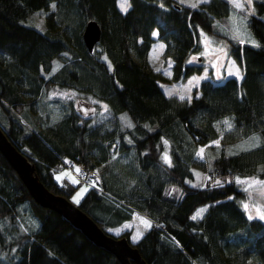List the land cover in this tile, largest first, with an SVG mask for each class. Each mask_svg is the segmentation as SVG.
Here are the masks:
<instances>
[{"label":"trees","instance_id":"1","mask_svg":"<svg viewBox=\"0 0 264 264\" xmlns=\"http://www.w3.org/2000/svg\"><path fill=\"white\" fill-rule=\"evenodd\" d=\"M129 3L123 12L116 0H0V128L53 192L68 198L75 187L53 176L63 159L94 169L97 187L88 184L75 204L103 230L134 210L148 216L151 227L132 243L147 264H264V220L249 218L238 201L242 192L229 178L264 163V0H253L247 20L253 40L242 41L213 27L216 17L229 13L230 0H205L195 8L178 0ZM39 8L43 29L22 20ZM89 18L99 26L90 50L81 39ZM154 29L171 79L203 68L188 60L199 50L200 30L227 41L242 76L202 77L190 99L169 96L158 81L166 76L148 57ZM53 57L59 63L49 72ZM54 84L102 101L107 111L93 120L70 105L51 119L38 101ZM121 110L131 127L121 123ZM225 118L231 129H221L220 144H206ZM253 134L261 139L258 147L226 150ZM201 144L203 158L196 153ZM194 166L220 183H190ZM199 207L205 211L192 219ZM24 215L34 220L32 227ZM129 233L117 235L129 240ZM0 264L121 263L33 200L0 153Z\"/></svg>","mask_w":264,"mask_h":264},{"label":"rangeland","instance_id":"2","mask_svg":"<svg viewBox=\"0 0 264 264\" xmlns=\"http://www.w3.org/2000/svg\"><path fill=\"white\" fill-rule=\"evenodd\" d=\"M178 1L181 2V0H178ZM201 1H205V0H200V2ZM120 2L121 0H117L116 2L117 7L119 8H120L119 6ZM192 2H196V0H192ZM239 2L243 5L242 8L237 9L231 3L229 13L226 15L220 16V17H216L213 23V27H215L219 31H222L223 33L235 36L239 38L241 41L244 39L253 40L250 37L251 31L247 25L248 16L252 12H254L253 0H252L251 5L247 3V0H239ZM41 12H42L41 8H39L38 10H34L31 13H29L27 16H25V18H23L22 20L25 23L34 25L38 29H43L44 25H43ZM152 34L155 37V39L151 44L150 59H151V63L153 64V66L156 68H159L162 71V73L166 76L167 80H160L165 88V91L166 89L174 88L175 89L174 92L177 93L178 96L184 95L186 97H189L191 95L192 88L198 85V82L202 77L211 76L213 78L218 79L220 70L223 69L227 65V63H228V69L232 70L231 72H233V75H236L237 70H239L237 62L233 57H232L233 58L232 63L228 62V56H227L228 43L227 41L219 35H216L214 33L209 34L203 30H200L199 40H198L200 44L199 50L192 52L188 56V60L194 61V62H201L203 65V68L199 72H194L192 74H189L186 78L177 79V80L171 79L169 77L170 75L167 76V74L169 73L168 64L167 63L163 64L161 57H160V53H161L162 46H163V41L157 38L156 29L152 31ZM103 58H105L104 55H103ZM58 63H59V59L56 57H53L51 59V65H50L49 72L54 70L57 67ZM47 73L48 71L45 72V74ZM238 73H240V71H238ZM194 78H197L198 82L197 80H194ZM190 81H192L191 84L189 83ZM70 105L75 108L79 116L81 117L88 116L89 118L93 120L95 119L94 118L95 116H102L105 112V107H104L105 105L102 101L95 99L88 95L80 96L71 88L60 87L55 84L48 87L43 92V94L40 96L39 101H38V106L40 110L42 109L45 112H47L48 117H50L51 119L56 118L61 113L63 108H67ZM38 106L36 107L37 111H39ZM120 116L122 120L121 123L123 125L128 124L129 122L131 123L127 113L124 110L120 111ZM1 120H2V109L0 108V123H1ZM93 120H89V122ZM226 120L229 121L228 118L223 119V121L221 122V127L218 124L216 125L218 134L215 137H213L211 140H209L206 144H216L214 143L215 141H219V144H220L221 129L223 127H227L224 124V121ZM149 124H150V127L156 126L155 122H149ZM252 137H256V135L255 134L249 135L246 138H242V139H238L233 142H230L229 144H226L225 148L226 150H229V151H235L238 149L246 148L250 145L255 144V141L250 139ZM206 144L199 145L196 149V153H198L202 148L204 149V153H205ZM204 153H203V157L205 155ZM67 160L68 159L66 158L63 159V163H66ZM69 165L70 167L73 166V168L76 167V164L72 162ZM263 171H264V163H258L256 166V170L251 174L241 175V174L234 173L229 177L230 179L231 178L233 179L236 186L242 192V194L238 197L239 203L242 205L243 208H244V204L249 205L247 210L244 208L246 211V214L249 217L256 216L260 218V214L257 212V209H260V213H264V186L254 185L248 191H245V189L248 188V184L238 183L237 180L247 181L250 179H255L258 181H264ZM85 173L88 177L92 178V182L90 183V186L96 188L97 186L93 184V181L96 177L95 170L92 169L89 172L85 171ZM92 173L94 174L92 175ZM53 176L57 180H60V178H66L67 181L75 185L74 189L68 196V199L73 203L76 202V199L74 198H77V199L79 198L77 197V194L80 193L82 189L88 186V184L79 181L75 173L68 167V165L66 166L65 164L58 165L56 169L53 171ZM73 180L78 181V183H73ZM188 181L195 185H203L206 182L213 183V182L219 181V179L216 177L211 179L210 176L206 174L205 171H203L201 168L197 166H194L193 167V177L190 178ZM200 209H202V207L197 208L193 214L196 215V213ZM23 211H26V210L23 209ZM24 218L25 219L23 220V222L25 223V225H28L31 227L34 225L33 219L29 218L27 215H24ZM141 219L151 222V219L148 216H146L145 214L141 212L134 210L132 213V216L129 219L124 220L123 222L113 225V226H105L104 229L105 231H108L112 233L113 235H117L116 230L118 229L120 230L119 233L123 229H129L130 230L129 241L133 243L136 241L133 238L135 237L137 232L139 231L142 233L143 230L145 229L144 225L141 223ZM248 264H256V263L253 260H250Z\"/></svg>","mask_w":264,"mask_h":264},{"label":"water","instance_id":"3","mask_svg":"<svg viewBox=\"0 0 264 264\" xmlns=\"http://www.w3.org/2000/svg\"><path fill=\"white\" fill-rule=\"evenodd\" d=\"M99 35L97 22L89 18L83 24L81 39L88 50ZM0 153L16 172L29 195L38 204L47 206L66 218L92 241L111 252L121 264H147L138 248L125 235H113L98 226L85 211L60 193L49 190L37 177L33 164L5 136L0 128Z\"/></svg>","mask_w":264,"mask_h":264},{"label":"snow or ice","instance_id":"4","mask_svg":"<svg viewBox=\"0 0 264 264\" xmlns=\"http://www.w3.org/2000/svg\"><path fill=\"white\" fill-rule=\"evenodd\" d=\"M200 2V0H196V2H192V0H181V3H188L191 7L195 8L197 7V4ZM230 3L233 4V6L237 9L239 8H242L243 5L239 2V0H230ZM247 3L249 5H251L252 3V0H247ZM55 4L52 5L53 8H55ZM120 8H121V11L123 12H127L128 11V8L131 7L130 3H129V0H121L120 2ZM253 44H255V41H252ZM109 67H111V65H109ZM157 71H159V69H157ZM239 70H237V73H238ZM194 80H197L198 82V79L197 78H194ZM190 84L192 83V81L189 82ZM175 89H166V92L169 96L173 95ZM180 99H185V96L184 95H181L180 96ZM190 99V97H189ZM105 107V111H107V106H104ZM94 111V110H93ZM224 124L227 126L228 129H231L232 125L229 121H224ZM128 126L131 127V123L129 122L128 123ZM251 140H254L255 141V144H253L252 146L254 147H258L261 143V139L260 137H252L250 138ZM165 144H167V141L164 142ZM214 143H216L217 145L219 144V141H215ZM203 153H204V149L202 148L198 153L197 155L200 156L201 158H203ZM164 160L166 163H169L170 164V160H169V157L168 155L165 153L164 155ZM77 172H79V169L76 170ZM238 183H246L248 184V188L245 189V191H248L250 188H252L254 185H261V186H264V181H258V180H255V179H250V180H247V181H242V180H237ZM73 183H78V181L76 180H73ZM217 184H219L220 182L219 181H216ZM84 191H87L86 188L82 189L80 193L77 194V197H79L80 195H82V193ZM76 199V202H79L77 198H74ZM249 207L248 204H244V208L247 210ZM205 211V209H200L195 216L192 217V219H196L197 217L201 216L202 213ZM257 212L260 214V219H264V213H260V209H257ZM251 218V217H249ZM141 223L144 225V227L147 229L149 227H151V224L149 221L147 220H144V219H141ZM128 227V226H126ZM117 231V234L119 233V229L116 230ZM142 233L141 232H137V234L135 235V237L133 238L134 240H139L140 237H141Z\"/></svg>","mask_w":264,"mask_h":264},{"label":"crops","instance_id":"5","mask_svg":"<svg viewBox=\"0 0 264 264\" xmlns=\"http://www.w3.org/2000/svg\"><path fill=\"white\" fill-rule=\"evenodd\" d=\"M116 2H117V0H116ZM117 4V3H116ZM163 47V46H162ZM151 48V47H150ZM227 53H228V48H227ZM227 56H228V62H231L232 63V56H230L229 54H227ZM148 57H149V60H150V63H151V59H150V49H149V53H148ZM237 62V61H236ZM167 64H168V69H169V73L167 74V76H169L170 75V61H168L167 62ZM151 65H152V67L153 68H155L156 69V67H154L153 66V64L151 63ZM237 65H238V67H239V71H240V73H237L235 76L239 79L241 76H242V73H243V68H242V65L239 63V62H237ZM219 69V68H218ZM232 69V68H231ZM232 70H230V69H228V63H227V65L223 68V69H221L220 70V74L218 75V78H221L223 75H227V74H233V72H231ZM195 72H199V71H195ZM192 73H194V72H192ZM192 73H190V74H192ZM160 80H167V79H158V81H159V83H160V85L162 86V88L164 89V91H165V88H164V86H163V84L161 83V81ZM166 92V91H165ZM167 93V92H166ZM173 94H177V93H173ZM186 97V96H185Z\"/></svg>","mask_w":264,"mask_h":264},{"label":"built area","instance_id":"6","mask_svg":"<svg viewBox=\"0 0 264 264\" xmlns=\"http://www.w3.org/2000/svg\"><path fill=\"white\" fill-rule=\"evenodd\" d=\"M71 163L70 160H67V162L65 163L66 165L70 166L69 164ZM79 169V172H77L76 170ZM74 173L76 175V177L81 180L84 183L90 184L92 182V178L88 177L85 173V169L82 167H76L74 170Z\"/></svg>","mask_w":264,"mask_h":264}]
</instances>
